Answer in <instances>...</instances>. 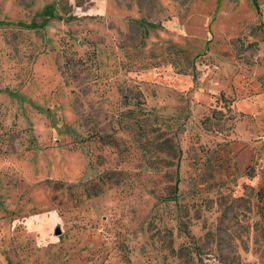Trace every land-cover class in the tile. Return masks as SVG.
Returning <instances> with one entry per match:
<instances>
[{
  "label": "rangeland",
  "instance_id": "374dc122",
  "mask_svg": "<svg viewBox=\"0 0 264 264\" xmlns=\"http://www.w3.org/2000/svg\"><path fill=\"white\" fill-rule=\"evenodd\" d=\"M0 264H264V0H0Z\"/></svg>",
  "mask_w": 264,
  "mask_h": 264
},
{
  "label": "water",
  "instance_id": "95a60500",
  "mask_svg": "<svg viewBox=\"0 0 264 264\" xmlns=\"http://www.w3.org/2000/svg\"><path fill=\"white\" fill-rule=\"evenodd\" d=\"M55 233H56V234H60V230L57 229V230L55 231Z\"/></svg>",
  "mask_w": 264,
  "mask_h": 264
},
{
  "label": "trees",
  "instance_id": "16d2710c",
  "mask_svg": "<svg viewBox=\"0 0 264 264\" xmlns=\"http://www.w3.org/2000/svg\"><path fill=\"white\" fill-rule=\"evenodd\" d=\"M148 26H150V27H153L154 25H153V24H151V23H148Z\"/></svg>",
  "mask_w": 264,
  "mask_h": 264
}]
</instances>
